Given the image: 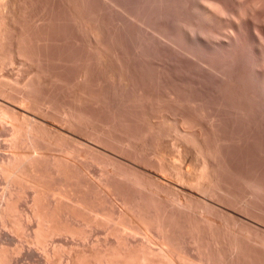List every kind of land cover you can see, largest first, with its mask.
Segmentation results:
<instances>
[{
	"label": "rangeland",
	"instance_id": "obj_1",
	"mask_svg": "<svg viewBox=\"0 0 264 264\" xmlns=\"http://www.w3.org/2000/svg\"><path fill=\"white\" fill-rule=\"evenodd\" d=\"M198 1L202 0H0V63L14 57L9 53L18 40L30 55L28 62L15 56L12 63L0 66L1 79L30 84L19 110L37 136L28 147L24 176L30 182L38 180L50 196H41L38 203L41 200L46 211L54 210L57 223L87 234L80 249L119 245L123 237L116 226L134 224L136 236L129 239L135 247H143L139 226L144 225L155 246H164L183 264H264V106L255 99L251 107L250 99L253 111L245 113L240 109L245 97L240 106L234 92L237 102L231 98V103L236 109L230 107L223 102L217 77L211 78L213 69L210 76L194 63L201 59L220 71L232 68V59L257 65L248 35L254 24L242 23L227 50L214 44L206 49L191 40L192 32L227 40L230 28L225 33L221 22L205 20ZM211 1L232 15L235 9L242 15L252 9L253 23L264 24V0ZM157 30L172 35L179 47L159 40ZM0 104L16 109L20 105L3 95ZM196 137L217 164L214 183L204 188L206 192L194 187L204 155L197 151ZM178 169L191 179L183 181ZM2 180L0 176V193L6 189ZM19 195L17 209L29 213L32 191ZM2 224L0 219V264L44 260H27L24 253L31 240L15 235L20 239L9 243L3 230L14 229V224ZM30 224L23 227L26 234L32 231ZM61 236L53 239L61 244L52 258L56 264L59 259L65 262L70 246ZM17 243L25 246L23 252ZM154 256L162 258L158 251Z\"/></svg>",
	"mask_w": 264,
	"mask_h": 264
},
{
	"label": "bare ground",
	"instance_id": "obj_2",
	"mask_svg": "<svg viewBox=\"0 0 264 264\" xmlns=\"http://www.w3.org/2000/svg\"><path fill=\"white\" fill-rule=\"evenodd\" d=\"M196 1V0H195ZM239 1V0H238ZM260 1H256V3ZM199 5V9L202 11V17L205 18V20H207L210 24L212 23H222L223 26L227 27L225 28L224 32L230 28V34H227V40H223L221 39L219 36V38L216 40L215 38H211L210 37H204L202 35H200L198 32H192L190 34V36L193 38L191 40H195L197 42H199L202 46L207 48H213L214 45H216L217 47L219 46L220 49L227 50L226 48L228 46L231 47V43L234 40H237V35L240 32V26L243 25L242 23H246L249 25H253L255 29H253V31L251 30L249 32V37L252 38L251 40V44L253 43V45L250 47V51L252 53L251 56L254 57V59L257 61L255 62V64L257 63V65H251L248 64L247 61L245 62L243 59L240 61H233L234 59H232L231 63V67L233 66L232 64L235 62H237L236 64L234 63V66L232 68H230L228 65V68L226 67V70H223L224 68L221 69V71L219 69H217L218 67H214L213 65H211V63L209 64V66H212L211 68L207 64L205 63H201V57L197 60L199 61H195V64H199V68L200 70L204 71L203 69L205 68V70L210 74V76L212 75V73L214 72L215 75H213L214 77L218 80L219 82V86H221L219 89H221L223 96L225 99L223 100V102H228L229 104H231L230 107L235 108L234 107V102H237V99L235 100L234 97H236V95L240 98H238V102L239 105L241 106V100H245L244 103L242 104L241 108L242 111L245 113L246 112H250V109L248 107V103L247 101L250 99H253L252 102L250 100L251 103H253V101L256 99H258V102L261 103V106H264V99L262 100V98L264 97V41L263 40V35H264V24H260L258 23L259 29H257V25L255 23H253L252 19H250L252 16L251 12L252 9H250L249 13H245L244 15L237 13L240 11H237L235 9V13H233V15L229 14L228 9H226L223 5H220V3H217L216 1H211V0H207V1H199L197 2ZM249 3V2H248ZM262 4V3H261ZM83 5V4H82ZM153 5V4H152ZM167 5V4H166ZM260 5V4H259ZM238 6V5H237ZM263 6V5H262ZM76 7V6H75ZM80 8V7H79ZM247 9V8H246ZM257 9V8H256ZM255 9V10H256ZM249 10V9H247ZM261 10V9H260ZM80 11V10H79ZM83 11V10H82ZM95 11V10H94ZM232 11V10H231ZM242 11V10H241ZM24 12V11H23ZM248 12V11H247ZM34 13V12H33ZM84 13V12H83ZM242 13V12H241ZM235 14V15H234ZM79 15V14H78ZM169 16V15H168ZM233 16V17H231ZM231 17V18H230ZM81 19V18H80ZM255 20V19H254ZM86 21V20H85ZM260 22V21H259ZM87 23V22H86ZM220 23V24H221ZM34 24V23H33ZM36 24V23H35ZM225 24V25H224ZM216 26V25H215ZM221 25H219L220 27ZM5 27V26H4ZM150 28V27H149ZM148 28V29H149ZM158 27H156L157 29ZM224 28V27H223ZM147 29V27L145 28ZM151 29V28H150ZM153 29L152 30H156ZM222 30L223 33V29L220 28ZM252 29V27H251ZM1 30V29H0ZM152 30H150L152 32ZM160 30V29H159ZM101 31V30H100ZM148 31V30H147ZM161 31V30H160ZM160 31H156L155 34L159 40H162L163 42H165V44H169L170 46H173L172 44H174V46H178L179 47V43H177V40H174L175 38L169 34V36H167V34H163V33H167V32H160ZM164 31V30H163ZM13 32V31H12ZM24 33V32H23ZM226 33V32H225ZM228 33V32H227ZM3 34V33H2ZM104 34V33H103ZM106 34V33H105ZM154 34V32L152 33ZM151 34V36H152ZM203 34V33H202ZM224 34V33H223ZM222 34V35H223ZM4 35V34H3ZM27 35V34H26ZM37 35V34H36ZM174 35V34H173ZM217 35V34H216ZM226 35V34H224ZM20 36V35H19ZM22 36V35H21ZM171 36V37H170ZM207 36V35H206ZM263 36V37H262ZM7 37V36H6ZM23 37V36H22ZM31 37V36H30ZM153 37V36H152ZM173 37V38H172ZM179 38V37H178ZM23 39V38H21ZM32 39V38H31ZM154 39V38H153ZM157 39V41H158ZM177 39V38H176ZM208 39L212 42H209ZM156 40V39H155ZM25 41V38H24ZM31 41V40H30ZM156 41V42H157ZM194 41V42H195ZM253 41V42H252ZM16 42V41H15ZM97 42V41H96ZM214 42V43H213ZM18 44H16L13 48H11V56H16L18 59L20 60H24L28 62V59L30 57V55L28 56V52L27 49L25 48L27 46H22V43H19V40L17 42ZM39 43V42H38ZM110 43V42H109ZM160 43V41H159ZM198 43V44H199ZM212 43V45H211ZM22 44V45H20ZM26 44V43H24ZM162 44V43H161ZM179 44V45H178ZM195 44V43H194ZM214 44V45H213ZM235 44V43H234ZM13 45V44H12ZM164 45V43L162 44V46ZM237 45V44H236ZM215 46V48H216ZM160 47V45H159ZM201 47V46H200ZM234 47V46H233ZM31 48V47H29ZM109 48V47H108ZM107 48V49H108ZM175 48V47H174ZM203 48V47H202ZM116 49V48H115ZM172 49V48H171ZM176 49V48H175ZM174 49V51H175ZM229 49V48H228ZM231 49V48H230ZM233 49V48H232ZM237 49V48H236ZM3 49H1L2 51ZM185 50V49H184ZM217 50V49H216ZM219 50V48H218ZM9 51V50H8ZM159 51V50H158ZM3 52V51H2ZM32 52V51H31ZM228 52V51H227ZM230 52V51H229ZM232 52V51H231ZM234 52V51H233ZM232 52V55H233ZM182 53V52H181ZM236 53V52H235ZM161 54V53H160ZM184 54V53H183ZM185 54H187L185 52ZM193 54V53H192ZM237 54V53H236ZM249 54V52H248ZM32 55V54H31ZM182 55V54H181ZM235 55V54H234ZM185 56V55H184ZM236 56V55H235ZM243 56V55H242ZM5 57V56H4ZM13 57V58H14ZM15 57V59H16ZM192 57V55H191ZM196 57V56H193ZM192 57V58H193ZM239 57V56H238ZM252 57V58H253ZM13 58H9V61H4L0 63V66L5 65L6 63H12V60H14ZM28 58V59H27ZM242 58V57H239ZM5 59V58H4ZM3 59V60H4ZM27 59V60H26ZM34 59V58H33ZM195 59V58H194ZM1 60V59H0ZM227 60V59H225ZM2 61V60H1ZM190 61V60H189ZM165 62V61H164ZM233 62V63H232ZM14 63V62H13ZM161 63L163 64V62L161 61ZM99 64V63H98ZM102 64V63H101ZM125 64V63H124ZM166 64V63H164ZM225 64V63H224ZM8 65V64H7ZM202 65V68H200ZM226 65V64H225ZM122 66V65H121ZM126 66V65H125ZM162 66V65H161ZM160 66V68H162ZM168 68L167 64L164 65V68ZM197 67V66H196ZM216 68V71H214V69ZM2 69V68H1ZM170 69V68H169ZM213 69V70H212ZM126 70V69H125ZM165 70V69H164ZM197 70V69H196ZM212 70V71H209ZM1 71V70H0ZM110 71V70H109ZM162 72V71H161ZM168 72V71H167ZM201 72V71H200ZM203 73V72H202ZM124 74V73H123ZM177 75V74H176ZM87 76V75H86ZM125 76V75H124ZM119 77V76H118ZM160 77V76H159ZM170 77V76H168ZM3 78V77H1ZM0 78V95H3L7 98H14L16 102H18L19 106L16 108L7 106V105H3L0 104V176L3 179V184L5 183L6 185V189L4 190V188H2V192L0 193V219L2 220V225L8 227V226H12V224H14L13 222H16L15 224L17 225H13L14 229H8V231H6L5 229L4 231V238L6 239V241L10 242H15V240L17 238H22V236H26L27 238H29L31 240V242H29L28 246L25 249V246L23 245H19L18 243V248H21L22 252L23 249H25V256L27 258V260L31 261V262H35V261H39L41 258L44 259L43 261H45L48 264H56L55 261H53V257H55L56 252V248L57 246L61 245L59 243V245H57L53 239L54 237H58L61 236L66 239L68 238V242L70 241V246L68 248V251L66 252L67 254H65V256L67 258H62L65 260V262H63V260H58L57 264H183L179 259H177L168 249H166L164 246L159 245V246H155V242L152 240L149 229L145 226L143 227L142 225L139 226V229L142 231L143 237H145V240L143 238V247L138 248L135 247L133 244L132 237L133 235L136 234V232L134 231V224L132 226H116L117 227V233L119 232V234L121 233V242H119V245L113 246V247H93V250H85V249H80L78 245L79 242H84L86 243L88 236H86L87 234L84 233L82 235H80V233L78 231H75L74 229H72V227H64L62 225H60L61 223H57V219H55L54 217V210L53 211H49V210H44L42 209L41 205L42 201L40 200V204L38 203V199L41 196H44V198H46L47 196H45L46 194H44L39 186V184L37 183L38 180H36V182H30L28 181L24 175L25 174V168H26V163H27V159L29 157V153H28V147H30L29 145L33 144L32 142H34V139L37 135L34 134V132H32L28 127H27V115L23 112H21L20 110H22V105L27 101L26 99V92L25 91L27 88V81H24L25 83H20L19 80H6V79H1ZM121 78V77H120ZM124 78V77H123ZM198 78V77H197ZM210 78V79H211ZM22 80V79H20ZM24 80V79H23ZM28 80V79H26ZM136 80V79H135ZM141 80V79H140ZM177 80V79H176ZM200 80V79H199ZM214 80V81H217ZM122 81V80H121ZM174 81V80H173ZM161 82V81H160ZM167 82V81H166ZM213 83V82H212ZM125 84V83H124ZM218 84V83H217ZM30 85V84H29ZM28 85V86H29ZM175 85V84H173ZM183 85V84H182ZM124 86V85H123ZM134 86V85H133ZM215 87V86H214ZM218 88V87H216ZM129 89V88H128ZM155 89V88H154ZM28 90V89H27ZM139 90V89H138ZM142 91L144 90L141 89ZM175 90V89H174ZM178 90V89H177ZM204 90V89H203ZM262 93H261V91ZM126 91V90H125ZM145 91V90H144ZM143 91V92H144ZM220 91V90H219ZM218 91V92H219ZM260 91V92H259ZM141 92V91H139ZM177 92V91H176ZM191 92V91H190ZM234 92L236 93V95L234 94ZM142 93V92H141ZM147 93V92H146ZM145 93V94H146ZM172 93V92H170ZM128 94V93H127ZM145 94L143 96H145ZM176 94V93H175ZM233 94V95H231ZM139 95V96H142ZM235 95V96H234ZM142 96V97H143ZM232 96H234L232 98ZM37 97V96H36ZM160 97V96H159ZM218 97V96H217ZM220 97V96H219ZM241 97H245V99L241 98ZM231 98L233 99V103ZM173 99V97H172ZM219 99V98H218ZM221 99V98H220ZM220 99L218 100V102L220 101ZM241 99V100H240ZM8 100V99H7ZM191 100V99H190ZM231 100V101H230ZM255 100V101H256ZM145 101V100H144ZM164 101V100H163ZM254 101V102H255ZM157 102V101H156ZM160 102V101H159ZM177 102V101H176ZM222 102V103H223ZM148 103V102H147ZM165 103V102H164ZM179 103V102H178ZM182 103V102H181ZM221 103V102H220ZM219 103V104H220ZM22 104V105H21ZM152 104V103H151ZM184 104V103H183ZM191 104V103H190ZM218 104V103H217ZM224 104V103H223ZM233 104V105H232ZM263 104V105H262ZM139 105V104H138ZM180 105V104H179ZM199 105V104H198ZM254 105L249 103V106ZM258 105V104H257ZM21 106V107H20ZM25 106V105H24ZM23 106V107H24ZM175 106V105H174ZM223 106V105H222ZM228 106V105H227ZM235 106H237V103H235ZM163 107V106H162ZM193 107V106H192ZM238 107V106H237ZM258 107V106H257ZM260 107V109L262 108ZM161 108V107H160ZM164 108V107H163ZM188 108V107H187ZM191 108V107H190ZM201 108V107H200ZM239 108V107H238ZM20 109V110H19ZM140 109V108H139ZM154 109V108H153ZM193 109V108H192ZM258 109V108H257ZM264 109V108H263ZM156 110V109H155ZM195 111V110H194ZM240 111V112H242ZM253 110L251 109V112ZM142 113V112H141ZM177 113V112H176ZM247 113V114H248ZM254 113V112H253ZM151 114V113H150ZM154 114V113H153ZM245 114V115H247ZM250 114V113H249ZM252 114V113H251ZM200 115V114H199ZM157 116V115H156ZM144 118V117H143ZM243 118V117H242ZM245 118V117H244ZM151 119V118H150ZM147 120V119H146ZM159 120V119H158ZM180 121V120H179ZM258 124V123H257ZM189 125V124H188ZM186 126V125H185ZM215 126V125H214ZM187 127V126H186ZM126 128V127H125ZM129 128V127H128ZM192 128V127H191ZM180 130V129H179ZM188 131V130H186ZM195 132V130H194ZM130 133V132H129ZM181 133V132H180ZM189 133V132H188ZM191 133V131H190ZM187 134V133H186ZM199 134V133H198ZM190 135V134H189ZM187 135V136H189ZM178 136V135H176ZM193 136V135H192ZM184 137V136H182ZM185 138V137H184ZM191 138V137H190ZM197 138V137H196ZM37 139V138H36ZM182 139V138H181ZM38 140V139H37ZM196 140V139H195ZM194 140V141H195ZM213 140V139H212ZM219 140V139H218ZM175 141V140H174ZM188 141V140H187ZM195 141V143L199 144L197 145V151H199L201 155H203V159L200 160L202 161V171L201 173H199L198 175V181L194 182L195 184V188L196 185L199 186L200 188L202 187L204 192H206V188H210L209 183L211 181L214 180V171H215V166L217 165L216 163H214L213 159H211V156L208 155L207 153V147L206 144L201 140ZM206 141V140H205ZM193 142V140H192ZM219 142V141H218ZM174 143V142H173ZM214 143V142H213ZM228 143V142H227ZM240 143V142H239ZM258 143V142H257ZM192 144V143H190ZM225 146V145H224ZM262 146V145H261ZM192 147V146H191ZM219 147V146H218ZM196 148V147H195ZM176 151V150H175ZM190 151V150H189ZM210 154V153H209ZM199 155V154H198ZM187 156V155H186ZM220 157V156H219ZM201 158V157H200ZM199 158V159H200ZM216 158V157H215ZM223 158V157H222ZM224 160V159H223ZM215 162L218 163V161L215 160ZM201 164V163H200ZM216 164V165H215ZM219 164V163H218ZM221 164V163H220ZM220 167V166H218ZM19 168V169H18ZM180 168V167H178ZM167 169V168H166ZM163 170V169H162ZM179 170V169H178ZM181 170L177 171L178 175L181 174L180 173ZM162 172V171H161ZM167 172V171H166ZM176 172V171H174ZM176 174V173H175ZM183 174V171H182ZM177 175V174H176ZM178 177V179L182 180L185 178V180L183 181H189L191 178H187L184 177L186 176L185 173L183 175H180L181 178ZM217 175V174H216ZM197 176V175H196ZM190 177V176H188ZM217 177V176H216ZM38 178V176H37ZM187 178V180H186ZM177 179V178H176ZM177 179V180H178ZM193 179V178H192ZM216 180V179H215ZM219 180V179H218ZM181 182V181H180ZM167 183V182H166ZM189 185L192 184L191 181L188 182ZM214 183V181H213ZM218 183V182H217ZM2 184V183H1ZM2 184V185H3ZM182 184V183H181ZM187 184V183H186ZM212 184V183H210ZM4 185V186H5ZM183 185V184H182ZM3 186V187H4ZM192 186V185H191ZM190 186V187H191ZM176 187V186H175ZM186 187V186H185ZM193 187V188H194ZM204 188L206 190H204ZM25 189L27 190H31L33 193V198H32V203L30 205V210L29 213L26 211L22 212L21 209H23L21 207V209H17L16 207V201L18 199V197L20 196L19 194H22L23 192H25ZM216 189V188H215ZM199 190V189H197ZM1 191V190H0ZM50 194V193H48ZM50 197V196H48ZM47 197V199H48ZM20 207V206H19ZM18 210H20L21 212H18ZM56 210V209H55ZM17 211V212H15ZM57 213V212H56ZM57 218V217H56ZM192 218V217H191ZM15 219V220H14ZM12 220L13 222H10ZM191 220V219H190ZM31 224H33L32 226V231L28 232L27 234L23 231V227L26 228V225L30 224V222H32ZM12 223V224H11ZM90 223V222H89ZM88 223V224H89ZM194 223V222H193ZM10 224V225H8ZM30 224V225H31ZM131 225V224H130ZM212 225V224H211ZM10 226V227H11ZM115 226L111 227L114 228L112 229L113 231L116 229ZM195 227V226H194ZM4 228V227H3ZM12 228V227H11ZM190 228V227H189ZM199 229V228H198ZM21 230V232H20ZM111 230V231H112ZM203 230V229H202ZM26 231V230H25ZM213 231V230H212ZM16 234H15V233ZM1 233V231H0ZM14 233V235L12 234ZM216 233V232H215ZM86 234V235H85ZM213 234V233H212ZM15 235L19 236L16 237ZM132 237H131V236ZM216 235V234H214ZM217 235H219L217 233ZM90 236V235H89ZM136 236V235H135ZM134 236V237H135ZM131 237V240L129 239ZM211 237V235H210ZM223 237V236H222ZM239 237V236H238ZM19 238V239H20ZM26 238V239H27ZM49 241V239H51ZM142 238V237H141ZM220 238V237H219ZM234 238V237H233ZM3 239V240H5ZM48 240V242H47ZM89 240V239H88ZM234 240V239H233ZM18 241V240H17ZM67 241V239L65 240ZM134 241V240H133ZM202 241V240H201ZM200 241V242H201ZM219 241V240H218ZM244 241V240H243ZM7 242V243H8ZM23 242V241H22ZM20 241V243H22ZM65 243V242H64ZM206 243V242H205ZM217 243V241H216ZM14 244V243H13ZM23 244V243H22ZM93 244V243H92ZM224 244H222L223 246ZM236 245V244H235ZM246 245V244H245ZM220 245V247H222ZM230 246V245H229ZM2 249V246H0ZM208 247V246H207ZM219 247V246H218ZM234 247V246H233ZM60 248V246H59ZM63 248V247H61ZM232 248V247H231ZM8 249V248H7ZM17 249V248H16ZM64 249V248H63ZM250 249V248H249ZM9 250V249H8ZM7 250V251H8ZM19 250V249H18ZM14 251V250H13ZM154 251H158L161 255L162 258H156L154 256ZM6 252V251H5ZM15 252V251H14ZM20 252V251H19ZM56 252V253H55ZM221 252V251H220ZM65 253V252H63ZM1 254V252H0ZM8 254V253H7ZM23 254V255H24ZM16 255V254H15ZM243 255V254H242ZM246 255V254H245ZM35 256H38L37 258H35ZM64 256V257H65ZM221 256V255H220ZM224 256V255H223ZM222 256V257H223ZM8 257V256H7ZM58 257V256H57ZM62 257V256H61ZM60 257V258H61ZM1 259V258H0ZM4 259V258H3ZM6 259V257H5ZM252 259V258H251ZM56 260V258H55ZM3 260H0V263H2ZM40 264H42V262ZM62 261V262H60ZM260 261V260H259ZM40 262V261H39ZM6 263V262H5ZM30 263V262H29ZM39 264V263H38Z\"/></svg>",
	"mask_w": 264,
	"mask_h": 264
}]
</instances>
